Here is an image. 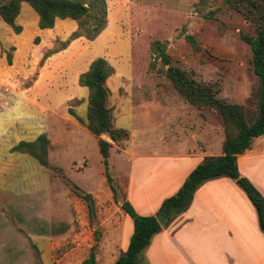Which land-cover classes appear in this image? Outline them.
I'll return each instance as SVG.
<instances>
[{"label": "rangeland", "instance_id": "rangeland-1", "mask_svg": "<svg viewBox=\"0 0 264 264\" xmlns=\"http://www.w3.org/2000/svg\"><path fill=\"white\" fill-rule=\"evenodd\" d=\"M86 1L96 7L86 17L84 34L92 33L96 25L107 26L109 13L113 30L102 39L99 57L120 71L121 76L108 80L113 91L108 105L114 124L127 128L131 138L122 145L108 133L102 134L112 144L110 182L98 137L70 113L72 109L87 120L89 89L77 83L76 73L89 60L88 38H71L73 29H79L78 21L60 20L57 27L64 39L50 36V43L30 3L22 2L15 21L22 27L19 33L0 16V264H78L74 257L81 254L85 259L91 249L101 255L107 252L100 248L116 241L121 214L127 215L121 202L128 200L132 152L125 150L133 145L150 146L155 144L153 139L164 143L171 139L189 149L205 146L219 155L224 141L221 115L211 106L189 103L169 78L170 66L210 85L218 99L241 105L248 122L258 114L260 81L254 72L253 52L243 38L258 33L256 10L249 0H105V19L100 0ZM158 42L169 55V64L163 61ZM66 48L69 52L52 66L54 73H48L49 56ZM49 85L54 90L47 91ZM50 108L56 109V120L48 124L51 135L45 130ZM41 133L50 139L49 167L29 153L12 150L20 140L33 141ZM239 166L244 176L260 184L264 135L255 139ZM235 185L231 220L243 229L237 244L246 246L258 258L254 262L261 264L256 208ZM81 192L92 195L93 212ZM228 217L229 213L226 220L230 222ZM201 237L203 264H214L212 254L214 261L225 260Z\"/></svg>", "mask_w": 264, "mask_h": 264}, {"label": "trees", "instance_id": "trees-1", "mask_svg": "<svg viewBox=\"0 0 264 264\" xmlns=\"http://www.w3.org/2000/svg\"><path fill=\"white\" fill-rule=\"evenodd\" d=\"M24 1L30 3L37 11L41 29L53 28L58 19L69 18L78 21L79 29L72 33V39L81 36H86L91 40L95 39L106 27L105 24L96 25L93 32H88V34L81 31L86 24V17L96 7L92 5L93 3L87 4L86 0H7L3 3L0 2V16L5 22L13 26L17 33L21 32L22 27L17 25L15 21L21 12ZM249 1L256 10L258 33L256 35H243V38L253 52L254 72L260 81L257 117L248 122L245 109L241 105L226 103L218 99L210 85L196 81L180 68L175 66L168 68L167 74L173 85L189 103L197 107L211 106L221 115L224 125L222 154L206 156L190 172L179 190L162 202L154 215L139 214L132 203L125 200L122 208L133 219L134 232L127 250L122 252L112 264H148L142 253L151 244L154 236L162 231L161 223L169 226L178 216L190 208L196 191L205 182L220 177L234 179L244 190L256 208L259 226L264 233V194L259 191L250 178L241 173L238 163L239 156L252 150L255 139L264 135V0ZM100 3V10L103 12L102 17L105 19L107 17L106 1L100 0ZM189 38L192 39V37ZM157 44L163 61L169 64V55L163 50L160 42ZM194 44L196 45L195 42ZM114 73L115 68L106 58L99 57L92 61L89 68L79 76L80 86L89 89L87 120L84 121L76 111L70 109V113L81 123H85L89 131L98 137L105 174L110 182H113L110 171L112 144L104 139L102 134L108 133L116 143L122 145H125L131 138L127 128L114 124L112 111L108 105L110 89L107 81ZM49 144L50 139L47 134L41 133L33 141L20 140L12 150L29 153L41 165L49 167ZM113 188L115 187L113 186ZM78 194L88 202L90 201V209L93 212L92 195L82 192ZM80 264H97L96 250L91 249L89 256Z\"/></svg>", "mask_w": 264, "mask_h": 264}, {"label": "crops", "instance_id": "crops-1", "mask_svg": "<svg viewBox=\"0 0 264 264\" xmlns=\"http://www.w3.org/2000/svg\"><path fill=\"white\" fill-rule=\"evenodd\" d=\"M60 20L63 19H58L53 28L41 29L42 32H47L46 34H48V36L46 39L49 40L50 43L53 36L54 38L60 37L64 39L60 28L57 27ZM74 30L76 29H73V32ZM112 30L108 13V24L104 30L95 39H86L87 43L85 44V50H87V57L89 60L81 71L76 73L77 83L79 82V76L89 68L92 61L99 57V53L102 52V39L108 36ZM80 39H85V37H80ZM68 52L69 49L66 48L49 56L46 63L47 72L54 73L55 69L52 68V66L61 56H65ZM115 75H120V71L115 69V73L112 76ZM51 89L54 90L53 85L47 86L46 90L50 91ZM110 90L111 97L113 91L112 89ZM48 111L51 114L48 115L47 120L44 119L47 126L45 130L51 135L48 124L56 120V109L50 108ZM164 118L166 119V116H164ZM53 126L54 125L51 126L50 124V127ZM74 126L77 125L75 124ZM142 126L145 127V124ZM150 132L151 130L149 133ZM1 136L2 133H0V137ZM151 141H154L155 144L150 146L142 144L143 147L133 145L132 148L124 149L125 153H129L130 150L132 152L130 154L132 157V171L126 197L141 215L156 214L162 201L179 190L190 172L206 156L214 155V152H211L207 147L201 145L198 148L193 147L189 149V147H186L182 142L173 141L171 139L166 143L161 139H153ZM155 147L160 148V151H157ZM216 154H222V150ZM243 156L244 154L239 156L238 163ZM251 179L256 184L255 179ZM233 182L237 184L236 181L230 177H220L204 183L196 191L190 208L178 216L169 226L163 227L162 231L154 236L151 244L144 250L142 254L147 263L203 264L202 259L199 258V253H203V251H199V241L202 236L207 241L206 245L217 251V255L225 259L220 262L217 261V259L214 261V255L212 254L211 257L214 264H258L254 262V260L257 262L258 258H254L251 251L248 253L246 246L243 248L241 245L237 244L238 236L242 235L243 229L241 224L231 220L235 214L234 206L236 203L234 198L237 190ZM256 186L262 191L261 193L264 194V175L260 184H256ZM141 188H143L144 192H141ZM159 190H162L163 193L160 194ZM222 192H225V194L222 195ZM221 199L222 205L220 204ZM124 200H126V198ZM215 207L217 209H215ZM228 213L230 222L226 220ZM127 215L124 216L123 213L121 214L120 226L118 227L120 231L116 237V241L110 243L108 247L104 246L100 248L102 251H106L107 249L108 251L104 252L103 255L99 252L96 253L97 263L102 261L105 264H112L122 252L127 250L128 247L125 248L126 245H129L127 238H130L134 232V222L132 225ZM208 229H212L211 234L206 233ZM257 233L261 240L260 247H262L260 252L262 256L261 264H264V233L262 230ZM118 246L122 247L123 250L120 249V252L117 254L116 250ZM80 255L74 257L75 261L79 260L78 264L84 260L82 255Z\"/></svg>", "mask_w": 264, "mask_h": 264}, {"label": "water", "instance_id": "water-1", "mask_svg": "<svg viewBox=\"0 0 264 264\" xmlns=\"http://www.w3.org/2000/svg\"><path fill=\"white\" fill-rule=\"evenodd\" d=\"M124 202H125V200L123 199L121 203L123 204ZM161 224H162L163 227H165V224L164 223H161Z\"/></svg>", "mask_w": 264, "mask_h": 264}]
</instances>
